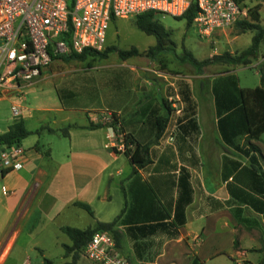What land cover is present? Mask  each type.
<instances>
[{"label": "crops", "instance_id": "crops-1", "mask_svg": "<svg viewBox=\"0 0 264 264\" xmlns=\"http://www.w3.org/2000/svg\"><path fill=\"white\" fill-rule=\"evenodd\" d=\"M118 63L82 103L43 102L38 88L0 98V134L20 120L32 132L20 143L23 167L0 168V264H33V257L44 264L39 238L51 236L65 250L72 240L62 227L98 222L112 223L131 264H264V133L252 141L260 152L250 148L241 100L242 89L261 85L259 72L255 85L240 78V67L253 62L187 74ZM87 72L68 75L81 80ZM14 103L25 109L20 118ZM109 111L116 139L130 135L132 148H146L144 166L105 146L111 129L100 117ZM71 259L62 255L61 263Z\"/></svg>", "mask_w": 264, "mask_h": 264}, {"label": "built area", "instance_id": "built-area-1", "mask_svg": "<svg viewBox=\"0 0 264 264\" xmlns=\"http://www.w3.org/2000/svg\"><path fill=\"white\" fill-rule=\"evenodd\" d=\"M194 2L197 13L192 25L202 38L232 27L250 12L246 0H0V98L23 99L28 88L43 80L54 56L102 51L113 20L131 16L136 20L150 10L181 17ZM12 112L20 118L25 109L14 103ZM100 120L111 129L105 146L125 152L126 136L116 139V114L106 112ZM25 155L21 145L4 148L0 168H22ZM82 252L95 264H131L110 230L96 231Z\"/></svg>", "mask_w": 264, "mask_h": 264}, {"label": "rangeland", "instance_id": "rangeland-1", "mask_svg": "<svg viewBox=\"0 0 264 264\" xmlns=\"http://www.w3.org/2000/svg\"><path fill=\"white\" fill-rule=\"evenodd\" d=\"M261 1L263 2V6ZM247 5L249 9L253 7H258V9L261 8L262 22L264 23V0H249V3ZM161 20L171 32V38L176 43V53L178 55H182L183 50L186 48L187 50L191 51L194 56L200 59L204 57L206 58L207 55H209L213 51V49H217L219 53H223L226 52L225 50L229 47H231V49L235 51L246 48L251 45L254 35V31L250 30L243 33L235 24L227 31V33L220 32L219 34H214V38L213 36L210 38H202L199 36L196 27L194 25H188L186 19H179L173 17L172 15L163 14L161 15ZM244 20H250V12L249 16ZM135 22V16L123 19L119 18L112 21L108 29L106 47L102 51H105V49L110 46H117L121 50H129L132 48V46H136L139 48V50L146 51L150 46L155 45V36L148 35L143 32L140 28H138ZM239 34L240 36L237 40H233L230 42V40L233 39L235 35ZM262 57L263 55L260 54L258 58L261 60V63L256 62V60L254 59L251 65L245 68L240 67L242 70L240 73V78H242V80L250 83L251 85H255V83H257L255 82L256 74L258 72L261 74V71H264V58ZM126 60L129 63H133L136 68L137 66L141 67L139 70H142L145 66H152V68L163 69L167 72H170L171 74H187L195 70V68L190 64L180 63V61L173 54L165 55L164 59L161 62H158L156 60L150 59L146 55H137L132 56L128 59H122L117 51H111L106 58L88 56L85 60L73 59L67 61L61 58L55 59L52 65L47 70L48 77L30 88H38L40 92L38 93V95L41 99H43V102L46 101L49 103H54L58 102L59 100H63L69 104L82 103L87 99L86 92H88V90L92 88V86L96 85L95 79H100V77L105 74L107 70H111L115 64H119L118 62H124ZM221 65V68L231 66L230 64ZM220 67L214 65L213 68H216V70H218L220 69ZM82 71L87 72L88 74L81 80L78 76L76 80L73 75L71 77H69L68 75L69 73L79 74V72ZM52 73L56 74L53 76ZM30 88H28L27 90H29ZM70 91L72 92V94L70 93ZM26 96L32 101L38 100L37 97V100L34 99L33 93H28ZM1 109L2 108H0V114ZM49 136V133H47L46 131L43 132V144L45 143L46 137ZM39 239H42L43 243L47 245L46 257L51 259L54 264H62L61 257L62 255L63 257L67 256L66 251L62 249L60 245L57 246L56 244H54L53 237L51 236H46ZM36 252L40 253L39 249H37ZM80 256L81 264H95L87 257H85L83 255V252L80 254ZM43 260L45 261L44 258ZM32 262L33 264H39L34 257L32 258ZM44 264L48 263L45 262Z\"/></svg>", "mask_w": 264, "mask_h": 264}, {"label": "trees", "instance_id": "trees-1", "mask_svg": "<svg viewBox=\"0 0 264 264\" xmlns=\"http://www.w3.org/2000/svg\"><path fill=\"white\" fill-rule=\"evenodd\" d=\"M257 8V9H256ZM253 7L250 10V20H241L236 23L237 27L242 31H254V36L251 45L241 52L231 53L223 52L214 54L211 57L199 60L194 54L187 50H183L182 55H178L175 50L176 43L171 38L170 30L161 20V14L158 11L150 10L137 16L136 25L148 35H153L156 38V44L150 46L148 50L141 51L138 47L132 46L129 50H121L117 46H110L105 51L95 49H85L81 53L72 52L71 54L54 56V59L61 58L67 61L78 59L85 60L88 56L106 58L109 52L117 51L122 59H127L132 56L146 55L152 60L161 62L165 55L173 54L182 64L192 65L197 72H201L203 68L212 63L230 64L233 66H247L253 62L260 54L264 56V25L260 23V12L258 7ZM197 13V4L194 2L188 11L179 19H186L188 25L193 24V20ZM114 21V20H113ZM242 107L247 119V138L246 142L250 148L260 152V147L255 142L261 138L264 133V71H261V85L255 88H247L241 90ZM23 120L12 124L8 131L0 134V147L3 149L13 145H20L21 141L30 135ZM127 148L125 154L130 158L136 167H142L148 162L146 148L136 144L134 148L133 138L126 136ZM7 169H3V172ZM78 205L87 209L93 214L90 206L86 203L77 202ZM112 223L98 222L96 227H88L80 229L73 226H64L62 230L71 238L72 245L64 244L66 255H72L71 261L64 264H77L83 247L90 240L92 235L98 230H111ZM45 262L52 264V261L45 258Z\"/></svg>", "mask_w": 264, "mask_h": 264}]
</instances>
